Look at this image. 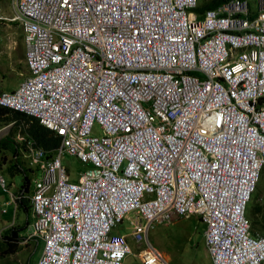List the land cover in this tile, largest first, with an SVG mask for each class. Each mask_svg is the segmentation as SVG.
Masks as SVG:
<instances>
[{"label":"built area","instance_id":"2783aa9c","mask_svg":"<svg viewBox=\"0 0 264 264\" xmlns=\"http://www.w3.org/2000/svg\"><path fill=\"white\" fill-rule=\"evenodd\" d=\"M14 0L26 75L0 106L60 136L27 139L36 264H166L154 223L195 214L211 264H264L247 203L264 166V0ZM23 138V136H22ZM87 166L70 178L62 157ZM0 188L18 197L0 174ZM261 199V197H260ZM127 220L128 231L120 225Z\"/></svg>","mask_w":264,"mask_h":264},{"label":"rangeland","instance_id":"374dc122","mask_svg":"<svg viewBox=\"0 0 264 264\" xmlns=\"http://www.w3.org/2000/svg\"><path fill=\"white\" fill-rule=\"evenodd\" d=\"M12 2V0H0V5L4 14H12ZM249 2L253 5L255 0H249ZM198 3H200L199 0ZM0 35L2 38L7 35L10 38L14 37V39H16V43L12 49L14 54H8V57H10L8 59L10 65L5 63V59L3 58L6 52L0 49V84H4L3 86H11L21 80L27 71L23 59V36L16 22L6 19L0 21ZM22 136H25L23 125L10 122L0 117V140H3L5 137L11 139V141H9V146L0 147V172L5 174L7 183L13 182V186L11 187L13 191L21 187L23 172L18 171L14 174L5 172L7 171V164L13 161L14 155L17 154V160L22 166L26 167V173L31 179L28 186V191L30 192L33 187L32 179L38 177L40 171L37 166L28 164L29 157H24L23 151L19 149V147L25 146L26 139L24 140ZM14 148H16L15 153L13 151ZM62 163L68 168L71 179H76L79 172L87 166L77 157L70 154H64ZM29 166H31V168ZM259 195L264 196V174H261L256 189L247 203V215L253 210V204L260 203V199L258 198ZM3 210L7 211L6 214H10L11 216L14 214L16 224L23 223V217L25 216L24 209H18L17 207L16 212L12 213L13 205L0 203V211ZM255 218L262 220L259 214L255 215ZM127 223L128 221L124 220V224L118 227H120L122 231H128L129 229L125 227ZM253 226L257 229L262 228L261 223H254ZM203 229V222L197 215L193 214L191 216L177 217L171 223H154L149 229L148 236L152 243L163 252L165 256H168L166 264H210V257L203 242ZM29 230V224L21 228L23 233H27ZM34 241L35 240L27 245L24 252H17L13 255L0 258V264H33L36 257L35 254L31 258L32 249L35 246ZM39 242L41 246V241L39 240ZM19 244L22 245V243ZM130 244L133 252L123 258L122 264H141V260L136 254L134 242L130 240Z\"/></svg>","mask_w":264,"mask_h":264},{"label":"trees","instance_id":"16d2710c","mask_svg":"<svg viewBox=\"0 0 264 264\" xmlns=\"http://www.w3.org/2000/svg\"><path fill=\"white\" fill-rule=\"evenodd\" d=\"M226 0H199L200 3L193 8L194 11L201 13L206 8L216 7L219 3ZM0 116L1 118L8 120L10 122L23 125V132L28 138L33 139L36 144L42 146L48 150V156L52 155V149L55 148L60 142V136L56 135L53 130L49 129L45 125L41 124L38 121V118L35 116L29 115L25 112L8 108L5 106H0ZM11 139L5 137L3 140H0V147L9 146ZM16 147V146H15ZM14 153L16 148H14ZM7 173L14 174L15 172H23V182L19 191L23 190L24 196H21L19 203L26 209L28 218L25 221L29 220L30 217V204L29 199L25 196L26 191L28 190V185L30 182V177L26 173V167L22 166L20 162L14 157V160L11 161L6 167ZM261 174H264V167L262 168ZM259 214L262 220L255 218V215ZM249 218L252 223H261V230L264 231V202L253 204V210L251 211ZM24 227L23 225L14 226L3 230L0 235V258L8 256L12 253H15L19 250L20 245L18 244L20 229ZM254 227V226H253ZM255 229V228H254Z\"/></svg>","mask_w":264,"mask_h":264},{"label":"clouds","instance_id":"9594fccd","mask_svg":"<svg viewBox=\"0 0 264 264\" xmlns=\"http://www.w3.org/2000/svg\"><path fill=\"white\" fill-rule=\"evenodd\" d=\"M12 1H14V0H12ZM224 2V1H223ZM197 4H198V0H197ZM1 6V5H0ZM197 6V5H196ZM195 6V7H196ZM214 8V7H213ZM207 9V8H206ZM1 10H2V8H1ZM191 12H194V13H198V12H196V11H194L193 10V8L191 9ZM202 13V12H201ZM2 14H3V12H2ZM12 14H13V2H12ZM11 14V15H12ZM198 14H200V13H198ZM10 15V16H11ZM9 17V16H8ZM0 20H2V19H0ZM6 20H10V19H6ZM11 21H15L16 22V24L18 25V22L16 21V20H11ZM19 26V25H18ZM20 30H21V28H20ZM22 32V31H21ZM23 45H24V43H23ZM23 53H24V46H23ZM23 59H24V57H23ZM25 63V62H24ZM25 67H26V65H25ZM26 70H27V67H26ZM26 73H27V71H26ZM26 75V74H25ZM23 78V77H22ZM4 89V88H3ZM257 105H264V94H262V95H260L259 97H258V99H257ZM9 108V107H8ZM23 112V111H22ZM23 139L25 140H27V139H31V138H28V136H23ZM26 140H25V142H26ZM33 140V139H32ZM36 143V142H35ZM38 145V144H37ZM40 146V145H39ZM42 147V146H41ZM19 149H21L22 151H23V156L24 157H28L27 156V152H26V149H25V146H23V147H19ZM45 149V148H44ZM45 150H47V149H45ZM47 155H48V150H47ZM14 157H16V158H18V155L17 154H15L14 155ZM28 164H30V162L28 161ZM64 165V164H63ZM30 168H31V166H29ZM66 167V166H65ZM264 167V166H263ZM67 168V167H66ZM68 169V168H67ZM40 171V170H39ZM262 171V170H261ZM0 174H2L3 175V177L5 178V175H4V173H2V172H0ZM40 175V174H39ZM261 176V175H260ZM39 177V176H38ZM38 177H36V178H38ZM36 178H33L32 179V182H33V185H34V181H35V179ZM260 179V178H259ZM259 181V180H258ZM8 184V186H9V188H10V182L9 183H7ZM29 184H30V182H29ZM29 186V185H28ZM257 186V185H256ZM10 190L12 191V189L10 188ZM32 190H33V187H32ZM32 190L29 192L28 190L26 191V193H25V196H27L28 197V199H29V195L31 194V192H32ZM3 191H5V190H3ZM7 192V191H6ZM13 193H15V194H18V197L15 199V202L14 201H12V197H11V195H10V203H12L13 205H14V212H16V209H17V207L20 205V203H19V199L21 198V196H24V194H23V190H21V191H19V188H18V190H17V192H14V191H12ZM254 192V191H253ZM9 193V192H8ZM253 194V193H252ZM251 197H252V195H251ZM260 197H261V199H260ZM258 198L260 199V203H262V202H264V196L263 195H259L258 196ZM251 199V198H250ZM30 204V203H29ZM24 208V207H23ZM25 209V208H24ZM26 210V209H25ZM29 214H30V217H29V220L28 221H25L26 223L24 224V226H26L27 224H29L30 225V230L27 232V233H23L22 231H21V229H20V233L18 234L20 237H19V239H18V244L19 243H23L24 241H27V240H29V239H33V240H35L36 242H39V240L41 241V246H40V251H39V254H38V256H37V258L34 260V262H33V264H36V262H37V259L39 258V256H40V254H41V251H42V249H43V241L41 240V239H39V238H35L34 236H30L29 234H30V232H31V230H32V214H31V207H30V212H29ZM191 215H193V214H191ZM191 215H188V216H191ZM195 215V214H194ZM177 217H180V216H175L174 218H173V220L175 219V218H177ZM199 217V216H198ZM249 217V216H248ZM28 218V214H27V212H26V219ZM173 220H171L169 223H171ZM201 220V219H200ZM251 220V219H250ZM1 221H3L2 219H1ZM202 221V220H201ZM4 222V221H3ZM2 222V223H3ZM203 222V221H202ZM252 222V221H251ZM2 223H0V235H1V232L3 231V230H7L8 228H11V227H14V226H18V225H23V223L22 224H16L15 223V219H14V214L12 215V217H11V219H10V222L8 221V223L7 224H5L4 226L2 225ZM203 225H204V227H205V224H204V222H203ZM252 227H253V223H252ZM254 228V227H253ZM255 229H257V228H255ZM204 230V229H203ZM258 230H260V229H258ZM262 231V230H261ZM202 235H203V232H202ZM203 242H204V238H203ZM40 243V242H39ZM205 244V243H204ZM20 245V244H19ZM20 247H21V245H20ZM20 247H19V249H20ZM18 251V250H17ZM16 251V252H17ZM132 252H133V250H132ZM208 253V252H207ZM12 254H14V253H12ZM11 255V254H10ZM9 256V255H8ZM139 257V256H138ZM165 261H166V259H164ZM167 263V262H166Z\"/></svg>","mask_w":264,"mask_h":264},{"label":"crops","instance_id":"0c3cea01","mask_svg":"<svg viewBox=\"0 0 264 264\" xmlns=\"http://www.w3.org/2000/svg\"><path fill=\"white\" fill-rule=\"evenodd\" d=\"M2 12H3V10H2ZM4 14V13H3ZM5 16H10V15H6V14H4ZM1 21V20H0ZM15 43H16V39H14V37H9V36H4L3 38H2V36L0 35V49L1 50H3V51H5L6 52V54L5 55H3V58L5 59V63H7V64H9L10 65V62L8 61V59L10 58V57H8V54H10V55H12V54H14L13 53V51H12V49L14 48V45H15ZM23 43V42H22ZM3 44V45H2ZM24 46V45H23ZM3 65H4V63H3ZM20 81V80H19ZM19 81H17L14 85H11V86H3L2 84H0V89H11V88H13V87H15L16 85H17V83L19 82ZM9 164V163H8ZM7 164V165H8ZM6 172V171H5ZM5 175V174H4ZM13 186V182H10V188ZM13 191V190H12ZM14 192H17V190H15ZM10 201V195H9V193L8 192H6V191H3V189H1L0 188V203H4L5 205L8 203L9 205H13L12 203H10L9 202ZM23 206H21V205H19L18 206V209H24V208H22ZM24 211H25V216L23 217V224H25L26 222H25V220H26V210L24 209ZM14 212V205H13V210H12V213ZM7 213V211H0V223H2L3 221V223H2V225L4 226L5 224H7L8 223V221L10 222V217H12L10 214H6ZM11 213V214H12ZM13 215V214H12ZM1 219L3 220V221H1ZM261 230V229H260ZM31 242H33V239H29V240H27V241H24L23 243H22V245H21V248L17 251V252H24L25 251V249H26V247H27V245L29 244V243H31ZM35 242V246H34V248L32 249V254H31V258L36 254V257H35V259L37 258V256H38V254H39V251H40V245H39V242H36V241H34ZM135 249H136V254L138 255V247L136 246L135 247ZM17 252H15V253H17ZM162 253V255L164 256V258L167 260V255L165 256L164 254H163V252H161ZM11 255H13V254H11ZM210 264H211V262H210Z\"/></svg>","mask_w":264,"mask_h":264},{"label":"bare ground","instance_id":"6f19581e","mask_svg":"<svg viewBox=\"0 0 264 264\" xmlns=\"http://www.w3.org/2000/svg\"><path fill=\"white\" fill-rule=\"evenodd\" d=\"M165 259V258H164Z\"/></svg>","mask_w":264,"mask_h":264}]
</instances>
